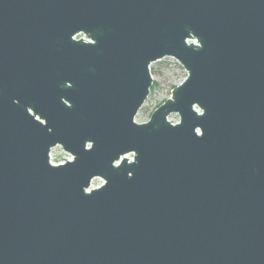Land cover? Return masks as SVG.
I'll return each instance as SVG.
<instances>
[{"label": "water", "instance_id": "1", "mask_svg": "<svg viewBox=\"0 0 264 264\" xmlns=\"http://www.w3.org/2000/svg\"><path fill=\"white\" fill-rule=\"evenodd\" d=\"M0 264H264V0H0Z\"/></svg>", "mask_w": 264, "mask_h": 264}, {"label": "rangeland", "instance_id": "2", "mask_svg": "<svg viewBox=\"0 0 264 264\" xmlns=\"http://www.w3.org/2000/svg\"><path fill=\"white\" fill-rule=\"evenodd\" d=\"M149 69L153 73L149 94L135 118H149L152 111L170 97L172 88L180 84L187 75L182 65L172 57L152 62Z\"/></svg>", "mask_w": 264, "mask_h": 264}, {"label": "built area", "instance_id": "3", "mask_svg": "<svg viewBox=\"0 0 264 264\" xmlns=\"http://www.w3.org/2000/svg\"><path fill=\"white\" fill-rule=\"evenodd\" d=\"M71 155L65 152L59 145L53 146L50 149L49 158L55 163L62 161L63 159L70 157Z\"/></svg>", "mask_w": 264, "mask_h": 264}]
</instances>
